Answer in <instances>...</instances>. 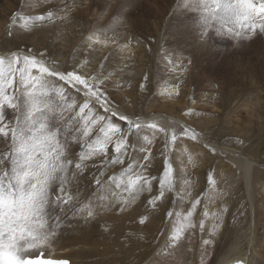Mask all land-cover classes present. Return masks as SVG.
I'll return each instance as SVG.
<instances>
[{
  "label": "rangeland",
  "instance_id": "obj_1",
  "mask_svg": "<svg viewBox=\"0 0 264 264\" xmlns=\"http://www.w3.org/2000/svg\"><path fill=\"white\" fill-rule=\"evenodd\" d=\"M180 2L0 0V51L4 52V57L13 54L42 56L60 71L77 68L82 73L100 77L104 80L102 89L110 107L127 113L131 120L139 118L145 124L156 122L163 127L157 115L175 116L176 113L188 122H170V127H164L169 138L172 132L177 135L175 144L168 148L164 147V133L156 132L153 136V130L147 127L132 129L123 165L107 163L115 156L110 146L106 158L95 157L91 162L87 161L83 173L72 181L71 190L76 194L74 203L77 206L81 201L91 200L94 208L99 207L103 214L112 217L110 224L117 233L118 242L109 247L112 264H219L235 238H243L254 223L257 245H264L259 234L264 226V34L236 40L230 36H217L211 30L208 37L201 40L195 18L178 6ZM13 13H19L22 18L32 17L28 27L23 26V19L13 26L9 19ZM41 15L45 19H36ZM257 22H260L259 18ZM90 36L92 40H89ZM116 44H128V52L123 51L120 55ZM165 53L172 59V64L163 58ZM19 78L17 72L13 87L4 85L7 94L15 96L16 108L7 103L0 108L4 123L11 126H15L28 111L26 93ZM49 79L56 87L61 86L55 78ZM172 88H177L175 95L165 94V89ZM66 96L68 99L63 102V108L75 101L76 109L63 110L61 118L62 108L58 105V115L55 113L56 118L50 117L49 123L53 130H59L61 143L69 146V156L76 160L85 148L82 141L73 142V137L78 135V117L74 113L87 98L72 89H67ZM170 106L174 107L173 111ZM92 111L97 116H107L124 133L129 132L125 121L113 118L99 103L93 102ZM149 111L153 116L150 122L143 118ZM99 127L96 125L90 139L101 135ZM185 127L199 132L205 141L185 138L182 135ZM145 135L153 140L151 162L146 170L137 168V171H143L149 177L150 188L120 211L121 204L116 200L126 198L127 193L115 189L110 191L107 202H102L95 197L98 186L94 177L104 181L121 172L130 162H143L144 148L148 147ZM9 145L10 138L0 136V152L7 150ZM211 147L215 148L214 152ZM189 155L193 157L192 162L188 160ZM241 155L254 163L249 189L242 170L230 159L233 156L243 161ZM166 161L174 168V188L165 191L164 198L153 208L149 200L151 194L156 192L157 196L159 193ZM196 199H200V204L191 218L194 226L185 231L175 247H171L170 235L176 216L191 211ZM169 211L173 213L171 219L167 215ZM69 212L72 208L58 213L62 228L74 224L69 221ZM205 212H208L207 216ZM118 214L140 215V219L147 216L148 220L144 224L140 219L122 223ZM136 227L139 229L135 232ZM94 233L103 234V228H95ZM59 240H63L62 237ZM204 240L209 243L205 245ZM50 243H53L52 239ZM60 243L59 248H65ZM79 244L84 252L86 245ZM95 249L94 246L93 251ZM97 251L102 254L104 250ZM251 254L264 255V250ZM80 262L93 261L83 255Z\"/></svg>",
  "mask_w": 264,
  "mask_h": 264
},
{
  "label": "snow or ice",
  "instance_id": "obj_2",
  "mask_svg": "<svg viewBox=\"0 0 264 264\" xmlns=\"http://www.w3.org/2000/svg\"><path fill=\"white\" fill-rule=\"evenodd\" d=\"M178 6L192 13L201 40L206 39L211 30L217 36H230L236 40L251 39L257 33L264 34V0H181ZM258 18L260 22H257ZM9 19L13 26L23 19V26L27 28L32 17L22 18L19 13H13ZM36 19L43 20L45 17L41 15ZM89 40H92V36ZM124 47L127 48V45ZM163 58L168 64L173 63L167 53ZM17 72L20 74L19 83L26 93L28 111L15 126L4 123L0 113V136L10 138L7 150L0 152V264H70L65 259L47 257L44 249L60 227L59 212L65 208H74L89 218L96 214L91 200L81 201L77 206L74 203L76 194L71 190L72 181L83 173L87 167L86 162L95 157L106 158L111 146L115 156L107 160V163L123 165L132 129L147 127L153 130V136L156 132L164 133L165 148L175 144L177 135L172 132L169 138L166 129L156 122L145 124L139 118L131 120L128 116L114 111L102 89V78L82 73L77 68L60 71L54 65L46 63L42 56L38 58L31 54L0 56V108L5 103L16 108L15 96L8 95L4 85L12 88ZM49 78H55L61 82V86L56 87ZM144 79L147 81V77ZM144 86L146 85H141ZM67 89L77 91L87 98L74 113L78 117V135L73 137V142L82 141L85 148L75 162L69 156V146L60 141L59 130H53L49 123L58 105L62 108L61 118L63 110L71 112L76 109L75 101L67 104L66 109L63 108V102L68 99ZM172 91L174 89L164 90L168 95ZM93 102L99 103L113 118L118 117L125 121L129 132L124 133L107 116L93 113ZM98 124L101 135L90 139ZM182 135L194 142L198 140L197 133L187 127ZM144 140L148 147L144 148L146 155L143 162H130L121 172L104 181L94 177V183L101 192L107 191L109 185H114L116 189L127 193L126 198L116 200V203L121 204L120 211L150 188L149 177L143 171H137V168L146 170L151 162L150 146L153 140L148 135L144 136ZM210 150L214 152L215 148L211 147ZM188 160L192 162L193 157L189 155ZM210 182L215 184L212 178ZM173 188L174 168L166 161L162 179L159 181V193L149 203L154 208L157 201L164 198L165 191ZM98 198L101 201L108 200L105 195ZM199 204L200 199H196L191 211L186 215L176 216L170 235L171 247H175L185 231L194 226L191 218ZM167 215L171 219L173 213L169 211ZM147 220V216H142L140 223L144 224ZM203 243L207 245L209 241L204 240ZM236 264L244 262L239 260Z\"/></svg>",
  "mask_w": 264,
  "mask_h": 264
},
{
  "label": "bare ground",
  "instance_id": "obj_3",
  "mask_svg": "<svg viewBox=\"0 0 264 264\" xmlns=\"http://www.w3.org/2000/svg\"><path fill=\"white\" fill-rule=\"evenodd\" d=\"M114 44H115V42L113 41L112 45H114ZM124 45H127V48H125ZM116 46H118V44H116ZM118 47L120 49V52H118L120 55H122L123 51H124V53L128 52V49H129L128 44H121ZM3 55H4V52L0 51V56H3ZM43 59H44V57H43ZM45 62L50 64V65H54V64L50 63V61L45 60ZM54 66L60 70V68L58 66H56V65H54ZM130 74L136 75L134 72H130ZM226 88H227V85H226ZM173 89H174V91H172V94L175 95V93L177 92V88H172V90ZM169 108H171L172 111L174 110L173 106H170ZM151 112L152 111H149L148 113L145 114V116L143 117L145 121H149V122L151 121V119L153 118V116L150 115ZM119 113H122L126 116H129L127 113L125 114L122 111H119ZM170 114H172V113H170ZM57 115L58 114L56 113V116ZM54 118H56V117H54ZM157 119H158L159 123L161 125H163V127H165L166 129L168 127H170V122H177V123L184 122V124L188 123L185 119H182L181 116H177L176 113H175V116L173 114H172V116L157 115ZM198 133H197L198 138L200 139L201 142L202 141L204 142L205 137L203 135H201L200 133L199 134ZM234 151L237 152L236 150H234ZM238 154H240V153H238ZM233 156L230 157V159L234 163L237 164L239 169L242 170L244 182H246V185L249 189L250 188V186H249L250 182L253 178V172H254L253 165H254V163H253L252 159L247 158L243 155H241L243 157V161L234 159ZM74 162H75V160H74ZM175 166L179 167L178 163L175 162ZM188 171H190V170H188ZM181 173H182V171H181ZM185 187H186V185H185ZM115 189L116 188L114 185H109L107 191H102V192L99 190L95 191V197L97 198L100 195H105L108 197L110 191L112 192ZM119 190L120 189H117V191H119ZM122 193L125 194L124 192H122ZM122 193H121V195H123ZM155 195H156V192L151 194V197L153 198V197H155ZM87 198L89 199V195L87 196ZM88 199H86V200H88ZM136 205H137V203H136ZM95 209H96L95 216L92 218L85 216L86 218H88V219H85V217H83V216L80 217L81 214L76 215L79 212L76 213L74 211V208H72V212L71 213L69 212L70 216H71L69 221L72 223L74 222V224L70 225V226L67 225L66 227H69V229H67L66 227L62 228V225L60 226L61 228L57 229L56 235L52 238L53 243H49V245L45 248L48 250L47 253H48L49 257H52L55 259L67 258V259H69L70 264H81L80 259H82L83 255H84V257H86L88 259H92V261H93V262H90L87 264H95V263H97V264H112V261L110 258L109 247H111L112 243H115V244L118 243L117 242V233L114 231L113 226H111V224H110L112 222V217L106 216L105 213L103 214L102 213L103 210H101V208H99V207H97ZM109 209H111V208H109ZM83 215H86V214H83ZM118 215L120 216L119 218L122 220V223H126V222L132 221V220L135 221V219H140V215L135 216V217H128V216L123 215V214L122 215L118 214ZM117 218H118V216H117ZM75 223H77L76 226H75ZM122 223H119V224H122ZM135 223H137V222H135ZM95 228H103L104 233L103 234L102 233L95 234L94 233ZM137 229H139V227H136L134 231L136 232ZM256 229H257V227L254 223V225H252V228L251 229L249 228V231L247 233H246V231L244 232V233H246V235L243 238H240V237L235 238V242L233 243V245L230 246L228 252L222 256V259H221L219 264H230V263H233V262H236L239 260H242L244 262V264H264V255L258 254L256 256H254L251 254L252 251L264 250V245L262 247H259L257 245L258 242L256 240V238H257ZM259 234H261V239H262V242L264 244V226H263V231L259 232ZM136 235L139 237L141 236V234H138V233H136ZM61 237L63 240H59ZM110 238L112 239V242H110ZM59 243L64 245L65 248H62V247L59 248ZM79 243L86 245L87 248L84 252L82 251V249H81L82 246ZM234 244H236V246H234ZM94 246L97 248V250H104L103 253L98 254V251L96 249L93 251ZM53 250H54V252H53ZM260 257L262 259L259 260Z\"/></svg>",
  "mask_w": 264,
  "mask_h": 264
},
{
  "label": "water",
  "instance_id": "obj_4",
  "mask_svg": "<svg viewBox=\"0 0 264 264\" xmlns=\"http://www.w3.org/2000/svg\"><path fill=\"white\" fill-rule=\"evenodd\" d=\"M230 264H232V263H230Z\"/></svg>",
  "mask_w": 264,
  "mask_h": 264
}]
</instances>
